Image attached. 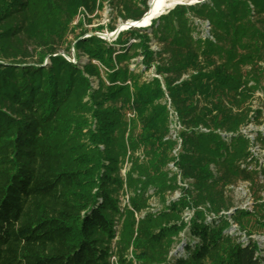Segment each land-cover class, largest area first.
I'll use <instances>...</instances> for the list:
<instances>
[{
	"label": "trees",
	"instance_id": "1",
	"mask_svg": "<svg viewBox=\"0 0 264 264\" xmlns=\"http://www.w3.org/2000/svg\"><path fill=\"white\" fill-rule=\"evenodd\" d=\"M107 1L122 21L148 9ZM95 3L0 0V264H264L219 215L246 182L255 209L230 216L247 235L264 229V166L241 133L264 126V0L176 5L151 20L152 37L81 32L73 48L88 61L72 63L59 51L69 56L70 23ZM135 50L156 77L129 69ZM254 141L264 149V133Z\"/></svg>",
	"mask_w": 264,
	"mask_h": 264
},
{
	"label": "rangeland",
	"instance_id": "2",
	"mask_svg": "<svg viewBox=\"0 0 264 264\" xmlns=\"http://www.w3.org/2000/svg\"><path fill=\"white\" fill-rule=\"evenodd\" d=\"M204 0H185L183 3L184 5H193L197 3H201ZM149 0H147V5ZM160 15L156 16L153 19H157ZM152 19V20H153ZM195 21V20H194ZM124 21H122L118 17V12L113 5L110 4L107 0H96L94 9L92 12L88 11L84 7H80L70 23V32L66 38V45L69 46V56H67L63 50H60L59 53L65 55L70 60H75V63L78 62L79 64H85L88 61L86 54L82 51L76 50L73 48L74 38L81 34V32H85V35H89L90 33H100L105 34L109 33L110 27L116 29L119 25H121ZM151 23V21H150ZM198 33L200 35L205 34V24L204 22L198 23ZM149 25H146L141 29H144L145 32H150ZM113 29V30H114ZM125 31V30H124ZM122 31V32H124ZM143 33V32H140ZM128 37V35H125ZM149 37H152L149 33ZM152 39V38H151ZM107 41V40H106ZM138 41V40H137ZM129 42H135L134 39H130ZM150 49L153 51H157L159 45L152 39L149 43ZM118 49V48H115ZM136 52V54H135ZM133 53V52H132ZM138 50L134 51L132 58L129 60V69L135 71L136 73L141 74L142 80H148L153 77H156L154 73V68L150 67L148 70L144 71V67L142 66V56L137 54ZM93 86L96 87V82H93ZM256 105L263 104L264 105V89L257 94L256 97ZM260 108V107H259ZM264 108V107H263ZM261 126L252 125L249 128L247 127L250 132L254 130H260ZM175 130V128H174ZM259 157L263 159L264 163V156L261 153H258ZM262 155V156H261ZM231 197L233 200L234 210L232 213H238L240 211H247L251 212L255 209V200L252 197H247L246 194L241 193L239 191H231ZM226 220L228 221V225L226 227L227 230L233 229L234 232H246L242 230L239 223L235 222L232 216L224 215ZM251 226V234L248 235L249 239L258 245L260 249H264V229L257 228L254 224H250Z\"/></svg>",
	"mask_w": 264,
	"mask_h": 264
},
{
	"label": "built area",
	"instance_id": "3",
	"mask_svg": "<svg viewBox=\"0 0 264 264\" xmlns=\"http://www.w3.org/2000/svg\"><path fill=\"white\" fill-rule=\"evenodd\" d=\"M205 24V28L207 29L208 26H207V23H204ZM105 34H108V33H105ZM115 39V38H114ZM114 39H111V40H114ZM106 40V39H105ZM110 39L107 40V41H111ZM70 62L72 63H75V60H70ZM168 104H169V101H168ZM129 116V115H128ZM172 124L170 126L171 130H170V135L173 139L176 138V133L177 131L180 129V125L177 123L176 119L172 118ZM250 126H252V124H249L248 126L244 127L241 129V133H243L244 135H246V137L249 139L250 141V147H249V152L250 154L256 158V160L258 161L259 165H262L264 166V163L262 162L263 159L259 157L258 153H261L263 156H264V149L261 148L255 141H254V138L256 137V132H263L264 130V126H261L260 130H254L252 132H250V130L247 129V127L249 128ZM175 128V130H174ZM179 139L177 138V147L174 149V154H176V151L178 150L179 148ZM261 155V156H262ZM170 167H172V164H170ZM123 173H124V170H123ZM183 186H186V183H183L182 184ZM230 191H239L241 193H244L246 194L247 197H251V192H250V189H249V186L246 182H239L237 183L235 186H231L229 187ZM179 196V192H174L172 198H177ZM263 197H264V194H263ZM123 205H126L129 207V204H128V200H127V196H125L124 200H123ZM234 210L233 209H230L229 211L227 212H221L219 213V215H231L232 214V211ZM192 214H193V211L192 210H185L183 212V215H182V218H183V221L188 224L189 221H190V218L192 217ZM216 218V216L213 214V213H208L207 216H206V221H210L211 219H214ZM225 234L227 235H230V236H238V239L240 242L242 243H245L247 242L248 240V235L246 234V232H234L233 229H225L224 231ZM181 236L183 237V234H181ZM182 242L180 244H177L174 249L171 251L170 255H173L175 254L176 252L179 253V254H182L183 253V246H182ZM110 263L111 264H118L117 263V259L115 257H111L110 259Z\"/></svg>",
	"mask_w": 264,
	"mask_h": 264
},
{
	"label": "water",
	"instance_id": "4",
	"mask_svg": "<svg viewBox=\"0 0 264 264\" xmlns=\"http://www.w3.org/2000/svg\"><path fill=\"white\" fill-rule=\"evenodd\" d=\"M176 5H184V3H174L173 5H172V7H170L169 9H166L163 13H161L160 15H162V14H165V13H167L170 9H172V8H174ZM147 7H148V9H147V11L144 13V15L141 17V20H144V21H146V24L144 25V26H146V25H148V24H150V21L151 20H148V17H147V15H148V13H149V10H150V5H149V3H148V5H147ZM140 20V19H139ZM138 21V20H137ZM137 21H134V20H126V21H124L121 25H119L116 29H114L113 31H111V32H109L108 34H100V33H90L89 35H84L83 37H88V36H96V37H99V38H101V39H103V40H111V39H114V38H116L117 37V35L120 33V32H122V31H124V30H127V29H140V28H142L141 26H136V22ZM148 22V23H147ZM123 24H127L128 26L127 27H123ZM143 26V27H144ZM82 37V38H83ZM60 55H62V56H64L68 61H69V58H67L65 55H63V54H61V53H59Z\"/></svg>",
	"mask_w": 264,
	"mask_h": 264
},
{
	"label": "bare ground",
	"instance_id": "5",
	"mask_svg": "<svg viewBox=\"0 0 264 264\" xmlns=\"http://www.w3.org/2000/svg\"><path fill=\"white\" fill-rule=\"evenodd\" d=\"M185 0H149L150 10L147 15L148 20H152L156 16L163 13L166 9L172 7L174 3H183ZM148 23V22H147ZM146 24L144 20H138L136 26L143 27ZM127 24H123V27H127Z\"/></svg>",
	"mask_w": 264,
	"mask_h": 264
}]
</instances>
